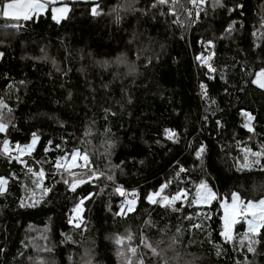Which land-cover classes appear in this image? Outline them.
<instances>
[{"label": "trees", "instance_id": "obj_1", "mask_svg": "<svg viewBox=\"0 0 264 264\" xmlns=\"http://www.w3.org/2000/svg\"><path fill=\"white\" fill-rule=\"evenodd\" d=\"M63 3L69 11L59 23L51 18L52 5L30 21L0 15V101L7 105L0 118L9 125L0 133V152L4 139L15 157L17 144H30L32 133L39 137L31 155L20 157L24 163L0 154V176L7 180L0 195V264H125L117 251L131 255L129 246L137 248L132 264H161L141 239L154 246L163 240L167 264H264V242L255 254L240 243L243 221L231 242L220 235V201L229 202L234 192L245 202L264 198V157L260 165L242 167L245 149L264 148V90L251 83L264 68V0H222L223 6L205 0L196 22L187 15V0H180L176 16L169 13L171 0L55 5ZM208 40L214 73L195 59L208 55ZM243 113L252 117V132ZM166 128L176 142L165 138ZM74 150L86 152L105 175L72 192L64 183L71 177L54 164ZM41 169L37 187L33 173ZM201 181L217 199L193 205ZM164 185L163 195L189 193L176 211L146 199ZM117 186L137 192L132 212ZM81 198L76 228L68 221ZM22 201L33 206L22 208ZM128 235L123 246L115 243Z\"/></svg>", "mask_w": 264, "mask_h": 264}, {"label": "snow or ice", "instance_id": "obj_2", "mask_svg": "<svg viewBox=\"0 0 264 264\" xmlns=\"http://www.w3.org/2000/svg\"><path fill=\"white\" fill-rule=\"evenodd\" d=\"M157 4L159 5H166L168 4L169 0H156ZM189 4L192 5V9H196L195 11V18H200V9L199 5H202L205 3V0H187ZM56 0H6V2H3L0 4V15L5 20L8 21H30L34 17L40 16L42 13H44L49 5H55ZM215 6H223L222 0H214ZM155 6V5H154ZM179 6L183 7L182 4H180V0H171V7L169 8V13L173 16H176L177 13L174 11V9ZM69 9L67 7H52L51 8V18L57 22H59L61 19H63ZM187 15L189 17H192L193 12L191 9H186ZM92 14H97V9H92ZM119 19V17H117ZM179 23V20L174 21ZM183 26V25H181ZM11 27L16 28L19 27L18 23H13ZM231 29H229L230 31ZM206 44L205 51H209L214 47L213 41L208 40L206 42H203ZM213 58V54L209 55H197L195 59L197 61H200L202 65H204L209 73H214L217 71L215 67L212 66L210 61ZM255 79L251 81V83L257 85L260 89H264V68H261L259 72L255 73ZM201 89H204V85H200ZM205 96H207V93H204ZM0 108H7V105L3 103V101H0ZM9 112H11V109H8ZM243 115L248 117V120L251 121L252 117L248 113H243ZM219 124V121H217ZM9 125L2 121V118H0V133H5L8 129ZM248 129L249 132H252V127L249 126L248 123L244 125ZM165 138L168 140L175 141L176 133L172 131L171 129H164ZM39 140V137L36 133H32V141L30 144H24L20 145L17 144L15 146V151L17 155L15 157L11 156L12 149L9 146V141L7 139H4L3 141V149L0 154H3L5 156H8L11 159H16L20 163H24L23 160L20 159V157L24 156L25 154L31 155L32 151L35 149V146L37 144V141ZM51 143V142H49ZM59 147V146H57ZM204 146L201 145L199 149L195 150V155L197 159L201 158L202 153L204 152ZM246 155L244 159V163L242 167L244 168H251L252 165H260L261 164V157H264V148L261 149V151H252L250 149L244 150ZM251 155L252 157H255L256 159L249 162L248 155ZM70 159H68L67 156L57 158L55 161L54 167L60 171L63 170V173H66L71 177V181L65 179L64 183L69 185V190L72 192H75L77 187L80 185H83L85 183H90L93 180H99L102 176L105 175L104 172L99 170H94L91 166V162L89 160L88 154L81 153L79 150H74L70 154ZM83 161V163H78L77 161ZM73 169H84V171H73ZM262 170H264V167H262ZM32 170L29 169V172ZM184 168H180V172H184ZM33 175L36 177V179L33 181V183L40 187V183L43 181L45 173L43 169H41L39 172L33 173ZM107 179L109 181L113 180L112 175H107ZM6 185L7 180L0 176V195H3L6 191ZM166 185L161 186L159 191H154L151 193L146 194V199L149 204H157L159 203L161 207L166 208H172L173 211H176L175 204L177 201L186 199L189 196V193L184 189H179L174 195H163L164 188ZM50 189L44 188L43 192L46 194ZM115 192L119 194V196L124 198V206L126 207L128 212H132L135 208V205L137 203V192L135 190H132L131 192L125 190L123 187H115ZM217 199V194L212 191L211 188L208 187L206 183L201 181V183L196 187L195 194L192 196V199L190 201L193 205H208L211 201ZM84 203V198H81V200L75 205L73 209V215L72 218L69 219L68 223L73 224L76 228H79L81 226V212L83 211L81 205ZM31 207L32 204L25 205V203L22 201L20 204V207ZM220 207L223 209V230L221 231L220 235L224 237L226 242H231L233 240V227L243 221L244 224L247 225V230L242 234L240 243L242 245L245 244V241L247 242V252L248 253H256L257 248L255 245L260 244L264 242V198L259 199L258 201L248 200L245 202L240 198V196L237 193L231 194V203H228L227 201H223L220 204ZM121 215L124 214L123 208L121 209ZM206 219L210 218V216H206ZM188 219H191L188 217ZM192 227L194 228H201L202 225L200 224H193ZM179 231V229H177ZM70 239V237L68 238ZM127 239L131 241L132 237L131 235H128L126 237H117L115 240V243L117 245L123 246L124 240ZM172 244L176 243V239H172ZM163 243V240L157 242V244L154 246L152 243H150L147 239H141V244L144 248L148 249L153 256H158L161 258V264H167L166 261L163 260V251L164 249H159V244ZM171 246V245H169ZM47 250V249H46ZM3 249H0V252H3ZM127 253H130L131 255H125L124 251L118 250L117 255L123 256L125 260V264H132V256L137 255V248L135 247H128ZM139 264H144L143 260L141 259L139 261ZM239 264V262H237Z\"/></svg>", "mask_w": 264, "mask_h": 264}, {"label": "rangeland", "instance_id": "obj_3", "mask_svg": "<svg viewBox=\"0 0 264 264\" xmlns=\"http://www.w3.org/2000/svg\"><path fill=\"white\" fill-rule=\"evenodd\" d=\"M61 1H64V0H56V2H61ZM50 7H51V8H52V7H67V8L69 9V7H68L66 4H64V3H63V4H59V5H52V6H50ZM50 7L48 6V8H50ZM67 13H68V12H67ZM42 14H43V13H42ZM66 15H67V14H66ZM65 17H66V16H65ZM65 17H64V18H65ZM64 18H63V19H64ZM63 19H61L59 22H61ZM54 21H55V20H54ZM55 22H56V23H59V22H57V21H55ZM255 78H256V77H255ZM256 86H257V85H256ZM258 88H259V87H258ZM262 90H264V89H262ZM247 118H248V117H247ZM247 118H246V119H247ZM249 122H250L249 120H246V123L249 124ZM245 128H246V127H245ZM246 129H247V128H246ZM247 130H248V129H247ZM78 161H79V160H78ZM78 161H77V162H78ZM78 163H79V162H78ZM80 163H83V161H81ZM73 171H75V169H73ZM183 200H184V199L179 200V201H182V202H183ZM179 201H177V202H179ZM223 201H226V200H222V201H220V204H221V202H223ZM177 202H176V203H177ZM228 203H231V200H230ZM220 208H221V207H220ZM171 209H172V208H171ZM221 212H222V217H223V214H224V213H223V209H222V208H221ZM233 228H234V227H233ZM222 230H223V221H222ZM222 238L224 239V237H222Z\"/></svg>", "mask_w": 264, "mask_h": 264}, {"label": "built area", "instance_id": "obj_4", "mask_svg": "<svg viewBox=\"0 0 264 264\" xmlns=\"http://www.w3.org/2000/svg\"><path fill=\"white\" fill-rule=\"evenodd\" d=\"M191 10H192V12H193V15H192V22H196L197 20H195L194 18H195V11H196V9H192V7L190 8ZM213 54V58H212V60L210 61V63H212V61H213V59H214V53H213V51H212V49H211V51L208 53V55L209 54Z\"/></svg>", "mask_w": 264, "mask_h": 264}]
</instances>
